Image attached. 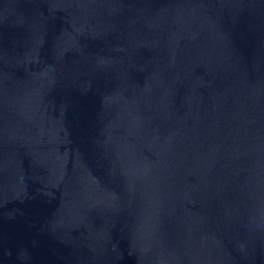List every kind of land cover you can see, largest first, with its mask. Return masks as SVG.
I'll use <instances>...</instances> for the list:
<instances>
[{
	"label": "water",
	"instance_id": "1",
	"mask_svg": "<svg viewBox=\"0 0 264 264\" xmlns=\"http://www.w3.org/2000/svg\"><path fill=\"white\" fill-rule=\"evenodd\" d=\"M0 264H264V0H0Z\"/></svg>",
	"mask_w": 264,
	"mask_h": 264
}]
</instances>
